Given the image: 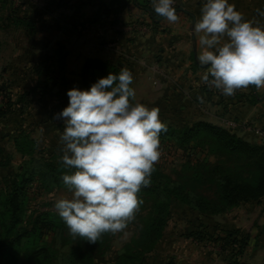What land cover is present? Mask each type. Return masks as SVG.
<instances>
[{"label": "rangeland", "instance_id": "1", "mask_svg": "<svg viewBox=\"0 0 264 264\" xmlns=\"http://www.w3.org/2000/svg\"><path fill=\"white\" fill-rule=\"evenodd\" d=\"M11 2L0 0V202L7 200L13 180L22 177L25 185L18 200L17 227L7 233L0 226V264H81L80 256L91 264H264V197L209 215L193 209L180 199L181 194L171 195L166 225L156 244L145 250L141 259L127 260L155 213L157 200H164L160 190L153 194L149 186L142 187L138 193L142 203L123 231L106 233L94 244L73 239L54 203L71 195L62 182V174L71 170L61 161L59 137L64 125L57 114L68 104L67 90L82 89V69L87 61L77 75L65 74L67 46L62 42L63 37H70V47L76 46L78 19L75 16L69 23L70 35L52 29L49 38L39 33L31 42L25 39L31 31L20 26L21 17L15 16ZM97 16L106 18L110 32V11ZM42 38L50 46H44ZM134 64L131 60L130 86L136 92L135 101L158 108L160 119L167 125L159 137L160 157L151 180H171L182 185L189 198L199 195L211 201L218 199L217 187L215 176L207 172L218 163L254 181L253 166H242L244 158L218 151L204 132L190 134L187 142L175 133L201 122L198 118L205 115L207 107L214 109L212 114L216 111L225 116L238 101L253 103L250 91L224 96L211 90L213 86L201 76H183L160 77L166 89L158 93L159 77L144 78ZM228 118L236 122L233 113ZM220 128L250 145L264 143V128L253 123L242 124L241 129ZM13 240L19 241L9 246ZM43 250L45 260L44 255H35Z\"/></svg>", "mask_w": 264, "mask_h": 264}, {"label": "clouds", "instance_id": "2", "mask_svg": "<svg viewBox=\"0 0 264 264\" xmlns=\"http://www.w3.org/2000/svg\"><path fill=\"white\" fill-rule=\"evenodd\" d=\"M151 3L158 16L178 21L174 0ZM194 31L201 33L203 82L224 96L264 87V25L245 19L229 0H202ZM132 82L124 67L88 89L70 88L68 104L57 114L64 125L61 161L71 170L62 182L71 195L54 207L73 239L94 244L106 233L123 231L142 203L138 193L151 184L167 125L158 108L135 101Z\"/></svg>", "mask_w": 264, "mask_h": 264}, {"label": "crops", "instance_id": "3", "mask_svg": "<svg viewBox=\"0 0 264 264\" xmlns=\"http://www.w3.org/2000/svg\"><path fill=\"white\" fill-rule=\"evenodd\" d=\"M174 1L178 6L176 14L179 19L176 23H169L159 16L150 18L146 5L152 7L151 0H129L128 5L120 12H116L117 5L111 4V0H12L11 4L15 16L21 17L18 20L20 26L24 25L31 31L25 38L31 42L34 36L39 37V33L42 37L49 38L52 29H60L64 32L62 34L70 35L67 29H71V24L77 17L75 29H79L80 33L75 37L76 46L70 47L73 40L70 37H63L62 40L67 46L65 74L74 72L77 75L89 58L110 61V65L126 67L130 71V63L133 60L134 66L144 78L159 77L156 79V86L160 88L156 89V92L163 93L166 86L161 78H196L206 71V67L201 66L198 61L201 33L194 31L202 0ZM229 2L235 5L245 19L264 25V0ZM101 11H110V32L107 30L106 18L99 19L97 16ZM74 34H77L76 30ZM43 39L42 44L49 45V42L45 43ZM212 89L220 93L214 86ZM248 91L256 97L253 103L238 101L234 108L226 111L225 116L216 111L212 114L214 109L207 107L205 115L203 112V117L198 119L230 130L236 127L241 129L242 124L248 123L264 128V87L249 86L235 92L244 94ZM231 113L236 118V122L233 121L235 123L228 118Z\"/></svg>", "mask_w": 264, "mask_h": 264}, {"label": "trees", "instance_id": "4", "mask_svg": "<svg viewBox=\"0 0 264 264\" xmlns=\"http://www.w3.org/2000/svg\"><path fill=\"white\" fill-rule=\"evenodd\" d=\"M128 2L129 0H111V4L114 3L117 5L116 12H120L124 9L128 5ZM146 6L149 8L147 11L149 12L150 18H156L158 15L154 12L153 8L149 5ZM174 8L177 10L178 6L176 5ZM50 60L54 62L53 58H50ZM120 69L115 65H110L99 59L87 60L82 69V89H88L98 78L105 77L110 72L118 74ZM206 90H208V88H206ZM255 98L254 96L250 99H253L252 102H254ZM198 132H204L205 135L209 137L211 145L213 144L218 151L235 155L236 158H244L242 159V166L248 167L251 165L254 167L256 173L254 181L250 182L243 176L242 172L235 173L228 171V169H223V165L218 163L207 172L208 175L215 176L217 187L216 194L218 199L217 201H211L199 195L189 198L188 192L184 190L182 185L171 180H161L160 177L153 178L147 189L153 194L160 190L164 196V200H157L154 210L155 213H153L147 221L139 242L130 250L134 252V254L128 255L127 260L141 259L143 252L156 244L166 225L168 215L167 207L171 195H177V197H179L181 194L180 199L185 203L188 202L193 209L209 215L226 212L238 204L259 202V200L264 197V143L261 146L250 145L238 139L236 135L228 130L206 122H197L190 128H184L178 132L175 131L177 135H183L182 142H187L190 134H196ZM24 185L25 181L22 177L21 179L13 180L11 182V189L9 193L6 194L7 200L5 202H0V226L2 229L4 228L7 233L13 232L20 221V217L17 215V213L20 212V202H18V200L23 196ZM6 205L8 206L5 209ZM33 231L34 230L31 232ZM25 235L27 236V234ZM19 240H13L12 243L8 245L11 246ZM38 254L44 255L43 257L45 260V250L35 255ZM125 255H127V253H125ZM80 260L81 264H91L87 257L80 256Z\"/></svg>", "mask_w": 264, "mask_h": 264}, {"label": "built area", "instance_id": "5", "mask_svg": "<svg viewBox=\"0 0 264 264\" xmlns=\"http://www.w3.org/2000/svg\"><path fill=\"white\" fill-rule=\"evenodd\" d=\"M176 5H177V4H176V2L174 1V4H173V6H174V7H176Z\"/></svg>", "mask_w": 264, "mask_h": 264}]
</instances>
